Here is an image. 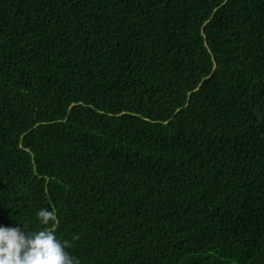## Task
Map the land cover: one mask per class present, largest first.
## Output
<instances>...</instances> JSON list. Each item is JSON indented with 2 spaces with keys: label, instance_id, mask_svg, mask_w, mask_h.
<instances>
[{
  "label": "trees",
  "instance_id": "1",
  "mask_svg": "<svg viewBox=\"0 0 264 264\" xmlns=\"http://www.w3.org/2000/svg\"><path fill=\"white\" fill-rule=\"evenodd\" d=\"M16 224L79 264H264V0H0Z\"/></svg>",
  "mask_w": 264,
  "mask_h": 264
},
{
  "label": "clouds",
  "instance_id": "2",
  "mask_svg": "<svg viewBox=\"0 0 264 264\" xmlns=\"http://www.w3.org/2000/svg\"><path fill=\"white\" fill-rule=\"evenodd\" d=\"M42 225L55 221L47 209L36 213ZM67 245L48 230L24 231L22 226L0 225V264H79L66 251Z\"/></svg>",
  "mask_w": 264,
  "mask_h": 264
}]
</instances>
